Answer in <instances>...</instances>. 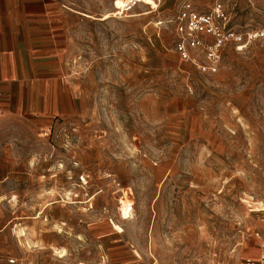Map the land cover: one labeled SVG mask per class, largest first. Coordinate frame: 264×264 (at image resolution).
I'll list each match as a JSON object with an SVG mask.
<instances>
[{
	"label": "rangeland",
	"instance_id": "obj_1",
	"mask_svg": "<svg viewBox=\"0 0 264 264\" xmlns=\"http://www.w3.org/2000/svg\"><path fill=\"white\" fill-rule=\"evenodd\" d=\"M180 1L117 15L122 0H42L69 39L59 74H27L1 100L0 264L254 257L264 42L228 47L220 71L202 74L173 51ZM220 1L236 29H264V0Z\"/></svg>",
	"mask_w": 264,
	"mask_h": 264
},
{
	"label": "crops",
	"instance_id": "obj_2",
	"mask_svg": "<svg viewBox=\"0 0 264 264\" xmlns=\"http://www.w3.org/2000/svg\"><path fill=\"white\" fill-rule=\"evenodd\" d=\"M42 3L0 0V106L13 87H25L27 74L60 73L65 57L60 49L69 39V28L62 24V10L50 11Z\"/></svg>",
	"mask_w": 264,
	"mask_h": 264
},
{
	"label": "built area",
	"instance_id": "obj_3",
	"mask_svg": "<svg viewBox=\"0 0 264 264\" xmlns=\"http://www.w3.org/2000/svg\"><path fill=\"white\" fill-rule=\"evenodd\" d=\"M145 1L122 0L120 5H115V13L126 15ZM174 34L173 51L179 60L192 64L202 74H216L220 71L222 57L228 47L242 51L251 42H264V29H236L229 10L220 0L203 11L192 0H181L175 18ZM255 237L259 241L257 255L246 258V264H264V236L255 233ZM15 262V259H10V263Z\"/></svg>",
	"mask_w": 264,
	"mask_h": 264
},
{
	"label": "bare ground",
	"instance_id": "obj_4",
	"mask_svg": "<svg viewBox=\"0 0 264 264\" xmlns=\"http://www.w3.org/2000/svg\"><path fill=\"white\" fill-rule=\"evenodd\" d=\"M113 226H114V227H116V226H117V224L113 222ZM62 255H63V254H61L60 256H62Z\"/></svg>",
	"mask_w": 264,
	"mask_h": 264
}]
</instances>
